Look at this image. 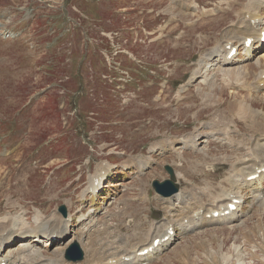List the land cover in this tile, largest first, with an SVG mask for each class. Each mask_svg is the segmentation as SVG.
Instances as JSON below:
<instances>
[{"label":"rangeland","instance_id":"obj_1","mask_svg":"<svg viewBox=\"0 0 264 264\" xmlns=\"http://www.w3.org/2000/svg\"><path fill=\"white\" fill-rule=\"evenodd\" d=\"M182 1L186 4L171 0H0V216L35 225L37 214L63 216L60 205L72 213L85 206L90 215L82 222L76 215L72 230L86 251L84 260L107 264L147 235L142 226L139 230L134 225L138 210L125 208L126 213H120L114 206H106L108 199L119 195L121 187L131 183L138 187L136 179L145 178L149 183L155 177H166L163 164H174L173 152L182 138L170 147L172 140L199 128L201 133L217 135L193 157L194 161L204 160L212 173L183 176L182 191L189 195L188 204L168 211V220L181 233V217L212 205L223 189L244 199L237 210L242 216L220 223L192 218L199 222L197 228L150 256L148 264H264V173L243 185L229 182L233 170L241 166L240 160L251 158L252 138H260L259 142L264 135V115L253 116L264 113V88H256V76L264 69L263 58L258 54L254 57L252 51L250 58L254 59L249 61L242 56L243 61L236 64L221 62L205 75L209 82L199 81L196 88L187 91L181 106L173 102L179 84L188 78V69L197 66L202 54L215 47L219 39L225 37L220 45L227 42L225 35L233 30L227 27L237 23L234 12L229 15L227 9L249 0H196L207 7L206 15H201V7L194 4L192 12L188 4L193 0ZM252 7L259 8L256 2ZM259 13L262 15L260 9ZM193 17H199V22L186 25V19ZM147 30L154 34L148 36ZM239 64L247 65L250 72L236 85L240 78L233 74L228 77L222 68ZM165 80L166 97L161 101L173 102L169 109L151 99ZM127 101H139L143 107L139 102L126 107ZM233 101L244 105L245 115L253 116L248 119L262 118L255 123L252 119L244 122L246 116ZM152 118L154 122L145 130H136L145 119ZM15 137L17 142L23 141L17 149L12 148L17 143ZM161 137L165 140L159 142ZM153 142L157 145L154 152L150 147ZM131 154H144V158L152 154L151 167L138 172V163L128 160ZM247 159L242 171L247 170L244 165L255 164V160ZM101 161L116 165L108 178L121 186L107 187L108 197L92 202L94 195L83 197L81 190L89 167L94 169ZM143 161L139 157L141 167ZM104 163L99 172L110 170ZM193 168L197 170L195 163ZM99 176L102 183L104 176ZM207 177L213 180L204 185ZM189 181L195 185H185ZM92 187L94 183L88 186ZM216 203L219 206L221 202ZM212 207L209 212L215 209ZM201 210L197 216L202 215L198 213ZM233 212L216 220L233 219ZM117 239L126 243L121 245L125 248L104 259ZM73 240L42 245L40 254L54 257L57 250L64 254Z\"/></svg>","mask_w":264,"mask_h":264},{"label":"bare ground","instance_id":"obj_2","mask_svg":"<svg viewBox=\"0 0 264 264\" xmlns=\"http://www.w3.org/2000/svg\"><path fill=\"white\" fill-rule=\"evenodd\" d=\"M251 9L252 11L249 12L248 19H246L247 12H245V20H243L244 24L242 26L240 27L238 26L235 29L230 30L229 32L226 33L225 36L227 38L226 40L227 42L224 45L222 44L219 47L217 46L213 47L212 49L208 50L202 56L201 60L199 61L200 62L199 67L201 68L202 71L200 69L197 70V72L200 73V76L204 75L203 78H206L205 72L208 71L212 67H215V66L217 67L218 65L220 67L221 62H225L224 65H231V64H236L237 62L243 61L241 59H236L235 57L236 54L231 59L227 57L228 51L225 50V46L233 43L234 37L240 38L242 40V44L245 38L247 37H253L257 43H260V36H258V31L260 30V26L264 24V19L260 17V13H259L260 6L256 10L253 7ZM262 17L264 18V16ZM263 45H264V42H263ZM246 49H247L246 59H249L251 57V52L253 51V44L250 47H247ZM253 56H254V53H253ZM260 56L264 60V49L261 51ZM257 63L261 64L262 61H260V59L258 58ZM233 68H237V70L233 71ZM222 70L224 72L223 74L227 75L228 77H231L233 74L235 77L240 78L238 82L236 83V85L238 83H241V79L249 77V72H250V70L247 69V65H240V64L232 68L225 67V68H222ZM263 73H264V69H262V71L259 72V75H262ZM194 77H196V75H194ZM256 77H258V75ZM261 84L264 85V82ZM238 105L241 109H244L243 104H238ZM263 140H264V136L261 138V141L255 142V146L253 150V160H255V164L254 165H249V164L244 165V167H247V170L242 171L245 175L244 177L245 181L252 179L249 176L253 174H256L259 172L261 174L264 173L261 171V168L264 167V141ZM180 141L184 143L186 140L182 138ZM189 141L191 142V138H189ZM191 145H192V142H191ZM107 164L110 165V163H107ZM103 165H105L104 162L101 163L100 165L101 168ZM147 165H149L148 161H147V164L145 163L142 164V167L146 168L148 167ZM101 168L96 171L95 175L92 177V180H91V183H94L95 187H92L93 190L87 187L86 191L85 189L83 190L82 192L83 195L89 191H95V192L98 190L100 191L103 188V186H101V188L98 189V187L100 186L96 184V180L100 178L99 175H101V172H102V171L99 172ZM110 170H111V166H110ZM96 188L97 190H95ZM230 195H234V194L227 193L225 194V196H223L222 199L216 200V201L221 202L219 203L220 205L218 206V209H217L219 211V215L221 216L227 215L225 212H221V211H225L226 209H228V203L232 202L229 199L228 201L226 200L227 198H230ZM238 201L240 202V200ZM185 203L186 202H184V204ZM211 211L215 212V209ZM200 212H202L201 213L202 215L199 214L196 217L197 219H203L205 215L209 213V209L207 210V213H204V210H201ZM72 219H73L72 214H69L68 217L66 218L56 213H53L51 216H48V217H41L40 215L37 214L34 220L35 225H33L30 222L25 221V220L15 221V220L10 219L9 221L8 219H6L5 216H0V264L4 261L7 264H71L73 263V262L70 263L69 261L67 262L66 258L65 257L63 258L64 254H62L61 252L58 253V250H57V254H55L54 257H48V256L46 257L43 254H40L41 246L39 244L41 241L42 242L48 241V242L54 243L56 239L62 240L68 234L69 229H70V233L68 234L69 236L72 232L70 228ZM168 227L169 226H167L161 231H155V234L152 235L149 242H146L145 244H142L139 246L131 247L130 249L127 248L128 250L125 249L126 251L125 253L123 251L124 255H122L121 257L115 258L113 256L114 258L112 257L113 259H111L110 260L111 262L109 261L108 263L109 264H137L142 258H145L149 254L148 253L146 255H141L140 252L144 249V247L153 246L154 240L157 238H160V243L156 247L153 248V251L161 250L166 244L171 242L173 239L172 236H170L166 240L164 239V237L167 236ZM188 228H194V227L189 224ZM67 237H66V242H68L69 240V238ZM15 238L16 239L23 238V239L19 240L16 243V245L8 246V250L4 251L3 246L8 245V243L12 242ZM81 247L83 248V246ZM16 250L17 252L19 251L20 253L16 254L15 252ZM117 254H120V253H117ZM79 263H82V262H79Z\"/></svg>","mask_w":264,"mask_h":264},{"label":"water","instance_id":"obj_3","mask_svg":"<svg viewBox=\"0 0 264 264\" xmlns=\"http://www.w3.org/2000/svg\"><path fill=\"white\" fill-rule=\"evenodd\" d=\"M169 184L171 185L170 180H167L165 183H159V182L154 183L156 189L164 195H170L174 190L177 189L176 186L170 188ZM67 257H70L72 259H81L83 257V254L78 248L76 249V247L73 246L70 248Z\"/></svg>","mask_w":264,"mask_h":264}]
</instances>
